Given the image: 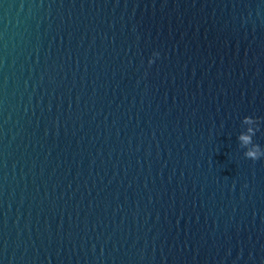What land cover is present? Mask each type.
I'll list each match as a JSON object with an SVG mask.
<instances>
[{
  "label": "water",
  "instance_id": "95a60500",
  "mask_svg": "<svg viewBox=\"0 0 264 264\" xmlns=\"http://www.w3.org/2000/svg\"><path fill=\"white\" fill-rule=\"evenodd\" d=\"M263 18L264 0H0V264L115 186Z\"/></svg>",
  "mask_w": 264,
  "mask_h": 264
},
{
  "label": "clouds",
  "instance_id": "9594fccd",
  "mask_svg": "<svg viewBox=\"0 0 264 264\" xmlns=\"http://www.w3.org/2000/svg\"><path fill=\"white\" fill-rule=\"evenodd\" d=\"M159 52L153 51L151 56L148 58L147 63L151 65L154 59L159 58ZM241 124L244 126L240 134L237 136V142L240 149L243 150V156L246 159L256 161L264 157V148L256 144L252 137L255 135V131L258 130L259 121L257 118L252 116H243Z\"/></svg>",
  "mask_w": 264,
  "mask_h": 264
}]
</instances>
